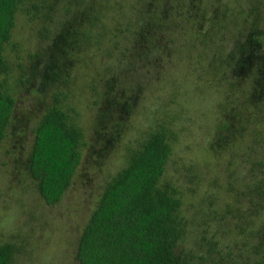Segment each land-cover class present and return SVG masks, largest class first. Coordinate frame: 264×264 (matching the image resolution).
Returning a JSON list of instances; mask_svg holds the SVG:
<instances>
[{"label": "rangeland", "instance_id": "374dc122", "mask_svg": "<svg viewBox=\"0 0 264 264\" xmlns=\"http://www.w3.org/2000/svg\"><path fill=\"white\" fill-rule=\"evenodd\" d=\"M67 1L47 0L48 16L41 0L38 11L20 3L3 45L14 96L0 142V240L17 246L10 264H78L77 239L103 185L161 126L170 144L162 180L177 186L185 219L178 248L204 255L209 240L217 261L251 264L248 231L264 226V206L253 211L241 191L264 145V0ZM246 26L261 34L248 39ZM241 43L258 85L234 58ZM55 99L83 138L69 185L47 204L25 165Z\"/></svg>", "mask_w": 264, "mask_h": 264}, {"label": "trees", "instance_id": "16d2710c", "mask_svg": "<svg viewBox=\"0 0 264 264\" xmlns=\"http://www.w3.org/2000/svg\"><path fill=\"white\" fill-rule=\"evenodd\" d=\"M26 1L39 10L40 5L33 0H0V142L14 107V96L2 78L9 68L2 50L9 40L18 5ZM68 3L72 5L74 0ZM41 4L46 6L44 15L48 16L52 6L47 0H41ZM251 33L261 34L260 30ZM80 35L85 40L90 38L87 32ZM241 45L236 48L241 49ZM234 58L242 61L244 67L239 69L245 68L251 83L258 85L254 69L245 67L249 60L244 56ZM253 95L262 96L258 89ZM168 136L164 126L151 129L127 150L124 164L103 185L81 228L74 252L78 264H231L217 261L210 253L215 250V242L207 241L209 259L206 254L197 255L177 246L185 233V219L180 213L177 186L162 180L170 152ZM82 138L81 128L59 100L45 106L33 128L25 167L47 204L57 202L69 185L80 161ZM259 152V158L249 167L251 182L247 190L241 191L256 212L264 206V145ZM248 232L257 239L252 246L255 260L250 263L264 264V226ZM16 249L11 241L0 240V264H10Z\"/></svg>", "mask_w": 264, "mask_h": 264}, {"label": "flooded vegetation", "instance_id": "af4514ba", "mask_svg": "<svg viewBox=\"0 0 264 264\" xmlns=\"http://www.w3.org/2000/svg\"><path fill=\"white\" fill-rule=\"evenodd\" d=\"M249 17H250V16H246V17L244 18L245 23L247 22V20L249 19ZM246 28H247V31H246L247 34H246V36H247V38L249 39V36H253V34H252L251 32H252V31H257V28L254 29V30H252L253 28L251 29V28H249V27H247V26H246ZM249 34H250V35H249ZM248 48H249V47H248ZM248 48H247V49H242V48H241V49H237V48H236V49H234V51H235V53L238 52L240 56H244L246 59H248V58H247V55H248V54L250 53V51H251L250 49L248 50ZM243 53H244V55H243ZM246 53H247V55L245 56ZM249 55H250V54H249ZM249 55H248V57H249ZM249 62H250V61H248V63H249Z\"/></svg>", "mask_w": 264, "mask_h": 264}]
</instances>
